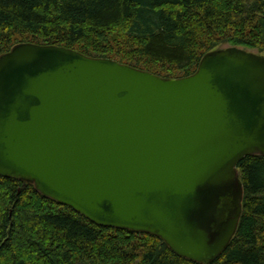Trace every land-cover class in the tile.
<instances>
[{
    "label": "water",
    "instance_id": "obj_1",
    "mask_svg": "<svg viewBox=\"0 0 264 264\" xmlns=\"http://www.w3.org/2000/svg\"><path fill=\"white\" fill-rule=\"evenodd\" d=\"M249 155H264V54L217 48L180 78L57 45L0 55V176L98 225L210 264L239 228Z\"/></svg>",
    "mask_w": 264,
    "mask_h": 264
},
{
    "label": "trees",
    "instance_id": "obj_2",
    "mask_svg": "<svg viewBox=\"0 0 264 264\" xmlns=\"http://www.w3.org/2000/svg\"><path fill=\"white\" fill-rule=\"evenodd\" d=\"M26 42L180 78L222 45L264 54V0H0V55ZM238 167L239 228L210 264H264V155ZM0 264L202 263L156 235L98 225L33 183L0 176Z\"/></svg>",
    "mask_w": 264,
    "mask_h": 264
},
{
    "label": "rangeland",
    "instance_id": "obj_3",
    "mask_svg": "<svg viewBox=\"0 0 264 264\" xmlns=\"http://www.w3.org/2000/svg\"><path fill=\"white\" fill-rule=\"evenodd\" d=\"M223 47H228V45H222V47H220V48H223ZM249 50H252V49H249ZM255 51V50H254Z\"/></svg>",
    "mask_w": 264,
    "mask_h": 264
}]
</instances>
